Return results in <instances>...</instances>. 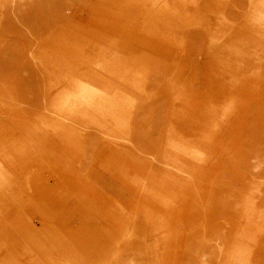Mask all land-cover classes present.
<instances>
[{"label": "rangeland", "instance_id": "obj_1", "mask_svg": "<svg viewBox=\"0 0 264 264\" xmlns=\"http://www.w3.org/2000/svg\"><path fill=\"white\" fill-rule=\"evenodd\" d=\"M0 264H264V0H0Z\"/></svg>", "mask_w": 264, "mask_h": 264}]
</instances>
